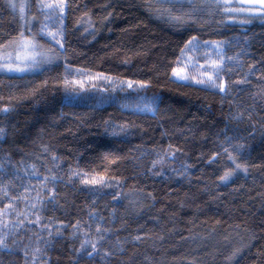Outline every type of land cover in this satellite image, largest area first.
<instances>
[{
    "label": "trees",
    "instance_id": "trees-1",
    "mask_svg": "<svg viewBox=\"0 0 264 264\" xmlns=\"http://www.w3.org/2000/svg\"><path fill=\"white\" fill-rule=\"evenodd\" d=\"M148 2L67 0L61 59L35 74L0 73V109L10 108L6 114L0 111V128L6 132L0 138V161L10 157L7 171H12V164L21 167V161L23 166L35 164L42 177L55 155L59 158L55 174L61 177L55 202L46 204L41 213L42 225L51 221V235L25 221L19 234L7 240L12 251L0 250V264H264V22L224 27L216 23L219 17L205 16L211 22L202 28L176 24L150 11ZM16 16L6 0H0V44L18 39ZM245 34L249 45L243 68L229 77L233 82L242 79L253 65L247 83L233 84L224 95L172 82L171 68L190 36L219 40ZM39 42L50 46L43 38ZM228 51L232 55L239 49ZM65 63L72 71L70 80L85 81L75 72L82 69L93 76L150 81L140 95L159 97L155 114H133L121 109L119 101L98 103L97 97L110 94V85L102 79L85 81L89 89L85 99L69 104L63 83ZM105 88L109 92L100 91ZM119 124L128 125L126 132L111 135ZM226 137L232 138L231 144L225 143ZM241 144L238 160L247 172L221 184L218 177L232 166L223 149L233 151ZM169 145L175 159L157 165L154 172L162 174L155 175L149 171L152 162ZM217 153L215 163H210ZM69 169L86 172L89 178L103 175L109 186L84 185L77 177L70 180ZM28 182L25 177L24 183ZM31 184L35 197L36 180ZM23 191L13 187L11 194ZM117 192L121 195L113 200ZM42 196L48 199L46 191ZM6 203L3 200L0 208ZM93 209L110 229L101 253L115 254L107 261L100 255L89 259L90 245L87 251H77L85 232L89 239L96 235V225L88 219ZM18 210L24 211L23 201ZM4 219L15 222L17 217ZM77 221L81 231L73 235ZM136 236L140 240H134ZM117 240L122 252L113 247ZM37 247L42 251L33 261Z\"/></svg>",
    "mask_w": 264,
    "mask_h": 264
},
{
    "label": "snow or ice",
    "instance_id": "snow-or-ice-1",
    "mask_svg": "<svg viewBox=\"0 0 264 264\" xmlns=\"http://www.w3.org/2000/svg\"><path fill=\"white\" fill-rule=\"evenodd\" d=\"M6 5L14 13L18 5L14 0H6ZM163 5H168L167 8ZM37 12L43 16V19L39 21V31L32 34L30 37L25 36V32L21 31L19 39L8 41L5 44H0V72L5 74L10 73H35L37 71H43L45 65L56 64L65 51L64 39H65V16L69 4L67 0H37ZM147 7L150 11L161 17H167V19L176 24H199L204 27L205 24L210 23V20L204 19L205 16L211 17L216 20L218 25L224 27L239 25L244 27L252 24L256 20L264 22V0H156L152 3L151 0L147 3ZM26 5L24 3L19 4L20 20L22 27L27 26L30 30L34 26V21L37 17H33L31 20L26 19L25 16ZM39 38H43L47 41L54 42L52 45L45 49L43 44L39 43ZM249 45V38L245 34L241 36H233L227 39L219 40H201L198 35H192L185 41L183 47L180 49V56L175 61V66L171 68V78L174 83L191 84L201 87L204 90L215 92L217 89L220 93L228 95L233 87V84L240 85L248 82V76L254 71L253 65H249V72L244 74L242 79L231 81L229 74L233 71H238L243 68L242 57L247 55L246 49ZM55 46H58L55 47ZM238 48L239 51L232 55H229V49ZM11 49V50H9ZM203 59V63L200 60ZM77 75L84 76L89 82L96 79H103L110 85V94L107 96L97 97L98 103L119 101L121 109L127 110L133 114L136 113H153L155 114L159 97L158 96H141L142 91H146L151 85L150 81L133 80V79H117L111 76H105L103 73H97L93 76L91 73H85L82 69L75 70ZM72 75V71L69 69L67 63H65V77L63 80L66 92L65 96L68 103L78 102L85 99L84 93H87L89 89L85 88L84 80L68 79ZM70 86L71 90H69ZM77 87L79 91H77ZM95 88V85H92ZM102 92H109L108 88L100 89ZM117 93H124V96H118ZM135 93V97H133ZM91 98V97H89ZM3 113L10 111L9 107L0 109ZM109 124V122H105ZM128 128L127 124H119L112 129L111 135L116 136L121 133H125ZM118 129V131H117ZM107 132V128L105 129ZM6 135L5 129L0 128V138ZM231 137H226L225 143L231 144ZM243 145H236L233 151L236 155H233V151H230L228 147L223 149L224 154L227 155V159L232 166L226 167L223 174L218 177L221 184L229 183L234 176L239 172H247V167L242 165L238 157L242 154ZM45 151H47L45 149ZM179 151V149H176ZM219 153L214 154L210 163H215ZM58 157L55 155L51 158L52 167L46 168L45 174L41 177L38 168L35 164L23 166L21 161V167H17L15 164L11 165L12 171H7V165L10 163V157H6L4 161H0V203L3 200H8V203L4 204L0 208V250H7L9 252L12 249L9 248L7 240L10 236L13 238L17 236L18 229L25 227V221L29 225L35 224L37 227H41V230H49L51 235V221L47 225H42L41 213L44 211L45 205L55 202V186L61 179V177L55 174V169L59 168L57 163ZM168 159H175V152L172 151V146L169 145V149L163 153H157V159L153 160L152 167L149 171L154 172L157 165H163ZM186 170V169H185ZM23 172V176H21ZM71 180L72 177L81 178V183L84 185H99L101 187L109 186V181L103 175H93L89 178L86 172L69 169ZM155 175H161V172H154ZM183 175V173H181ZM5 176L9 177L5 180ZM28 178V183H24V178ZM35 179L37 184L35 186L36 195L31 196V192L34 190V186L31 181ZM15 181H20V185H16ZM119 184V182H116ZM51 185V187H49ZM13 187H23L24 191L19 195H12L11 189ZM48 193V199L45 200L42 196L44 192ZM120 193L117 192L113 196V200H117L120 197ZM151 195V193H149ZM24 202V211L18 210V203ZM93 205L95 201L92 202ZM15 214L17 217L15 222H9L4 218ZM35 215V220L31 219V216ZM114 215V212H113ZM88 219L96 225V235L94 238H87L88 233L85 232V239L81 242L78 252L87 251V246H91V251L87 252L88 258L92 259L95 255H100L102 260L107 259L115 253L110 250L101 249L110 229L103 226L104 217L93 209L88 214ZM74 229L73 235H77L81 231V223L77 221L72 225ZM91 228V224L88 225ZM57 229V233H59ZM37 235L39 241L40 236ZM134 240H140L139 236L134 237ZM13 243H17L13 239ZM116 251H123L121 242L117 240L116 245L113 246ZM27 258L28 249H21ZM42 250L37 247L34 249L33 261L38 257L37 254ZM239 250L233 252L228 260L237 255Z\"/></svg>",
    "mask_w": 264,
    "mask_h": 264
},
{
    "label": "rangeland",
    "instance_id": "rangeland-1",
    "mask_svg": "<svg viewBox=\"0 0 264 264\" xmlns=\"http://www.w3.org/2000/svg\"><path fill=\"white\" fill-rule=\"evenodd\" d=\"M14 2L18 5V7H17V9H16V11H15V15H17L16 17L18 18V20H19V23H20V32L21 31H24L25 32V36H31L32 34H34V33H36V32H38L39 31V27H40V24H39V21L40 20H42L43 19V16L42 15H39L38 14V12H37V7H36V4L37 3H33V1L32 0H14ZM20 3H24L25 5H26V9H25V16H26V19H28V20H31L33 17H37V19L33 22L34 23V26L33 27H31V29L29 30L28 28H27V26H24V27H22V22H21V20H20V13H19V4ZM20 37H18V39H19ZM40 43V42H39ZM52 43H54V42H50V45L52 44ZM40 44H42V43H40ZM48 45V44H47ZM45 46V45H44ZM49 46V45H48ZM57 48H58V46H56ZM47 48V46H45V49ZM9 50H11V49H9ZM61 59V58H60ZM201 60H203V59H201ZM200 60V63H203L202 61ZM46 66V65H45ZM44 66V67H45ZM40 71H37V72H35V73H39ZM0 73H3V72H0ZM35 73H31V72H29V73H10V74H8V75H23V74H35ZM97 80V79H96ZM85 81L86 82H89V81H87L86 79H85ZM102 81H103V79H102ZM91 82H94V80L93 81H91ZM190 84H191V82H189ZM218 90V89H217ZM151 114V113H150Z\"/></svg>",
    "mask_w": 264,
    "mask_h": 264
}]
</instances>
